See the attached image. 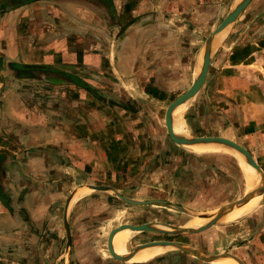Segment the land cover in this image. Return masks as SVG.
Wrapping results in <instances>:
<instances>
[{
    "label": "crops",
    "instance_id": "1",
    "mask_svg": "<svg viewBox=\"0 0 264 264\" xmlns=\"http://www.w3.org/2000/svg\"><path fill=\"white\" fill-rule=\"evenodd\" d=\"M22 1L5 12L0 10V150L5 151L0 152V165L6 171L11 166L19 171L22 165L24 178L29 179L25 178L23 189L30 216L50 215L59 206L58 194L44 192L32 184L31 176L48 178L50 166L56 173L55 180L61 178L72 189L79 186L81 179L95 180L101 167L105 168L103 180L110 187H123L124 182L138 186L145 179L143 172L149 171L144 167H159L161 157L157 151L155 156L151 155L156 148L151 136H147L149 130L141 124L140 114L116 101L120 97H115L114 91V95L104 97L116 104L109 106L92 90L79 85L85 84L81 81L84 76L92 86H120L126 94L132 88L136 90L131 91L135 96L124 97L137 100L141 85L137 73L151 71L150 64L159 62L163 63L160 70L165 73L160 78L157 69L155 85H167L168 89L183 86L180 95L185 93L199 72L201 49L207 38L203 32L189 27L192 9L184 7L180 13L170 10V6L181 3L176 0H59L65 7L62 12L59 8L47 10L49 5L43 4L50 0L35 4ZM258 4L263 13L252 16L259 21L257 27L264 19V0H256L255 6ZM167 15L173 18L168 20ZM177 21L181 24L175 28ZM260 26L245 32L243 39L242 32L235 29L222 39L220 35L214 38L204 84L180 108L186 134L237 142L264 171V27ZM25 65L43 66L45 69L40 71L71 73V80L77 81L74 83L78 86L67 85L65 93L34 98L49 101L45 109L36 110V101L30 95L17 92V87L33 84L32 79L18 77L20 71L33 70ZM159 91L153 83L140 96L152 102L162 101L165 97L161 98ZM168 144L163 145L160 154L167 153ZM171 144L175 145L173 141ZM16 150H25V157L20 158ZM67 172H71L70 178ZM48 195L52 199H46L42 208L36 201L31 202ZM53 222L46 225H57L56 219ZM114 242L115 237L113 250ZM208 247L203 253L215 249ZM137 254L128 263L166 264L176 260L175 264H213L182 251L159 261L154 259L160 255L137 261ZM128 255L129 251L122 257ZM109 256L113 258L107 259L110 264L126 262L111 253ZM60 258L51 260L52 264H58ZM240 259L243 264H254L244 253Z\"/></svg>",
    "mask_w": 264,
    "mask_h": 264
},
{
    "label": "rangeland",
    "instance_id": "2",
    "mask_svg": "<svg viewBox=\"0 0 264 264\" xmlns=\"http://www.w3.org/2000/svg\"><path fill=\"white\" fill-rule=\"evenodd\" d=\"M176 1L181 3L178 4L179 6H170V10L180 13L184 7L192 9L191 18L188 19L189 27L203 32L208 37L241 0ZM189 1H191L190 4H188ZM20 2L23 1L14 0L1 9H4L3 12H5L6 9L13 8ZM255 2L256 0H252L241 16L220 34L221 39L232 29H235L236 32L239 31L238 33L242 32L240 35L243 39L245 32L257 30L260 25V28L264 27V19L257 27L259 21H255V17H252L256 14L260 15L261 12L263 13L261 4L255 6ZM31 3L38 2L31 1ZM60 3L59 0H50L48 4L43 5H49L48 7L45 6L47 10L59 8L64 12L65 7L63 8ZM170 14H174L173 11H170ZM64 17L67 18L66 15ZM168 18L173 17L168 16ZM239 20L240 22H238ZM122 22L124 23L125 20ZM112 23H115L113 18ZM176 23L175 28L181 24L178 21ZM238 24L240 26H237ZM150 67L156 71L154 74L152 70H142L137 73L138 81L141 82L139 92H137V100L131 98L127 100L124 97L125 95H128V97L135 96L133 93L136 90L134 91L132 88L128 90L130 94H126L120 86H92L87 84L88 80L84 76V80L81 81L85 84L79 85V88L92 90L96 96H100V99L105 100L106 102H104L109 106L116 104L104 97H110L113 93H117L115 97L120 98H115L116 101H121V104L125 105L131 112L140 114L138 116L142 119L141 124L149 130L147 136H151L152 140L150 141H153L156 148L151 152V155L155 156L157 151L161 156L159 157L160 166H145V171H149H142L143 174L145 173V179L138 186L135 187L130 182H124L123 187L115 188L116 186H111L115 189H109L111 188L110 183L104 182L105 168L103 167L97 171L95 180L81 179L80 183H77L79 186H74L72 189L66 187L61 178L55 180L56 173L50 166L48 168V171L51 172L49 177L42 180V177L31 176L32 184L33 187L41 188L44 192L58 194L56 200H58L59 206L57 210H51L50 215L37 214L32 218L30 216V206L25 205L23 186L27 176L24 178L22 165L21 168L19 167V171L12 166L10 171H6L0 165V264H52L51 260L57 256H61L58 264H67L69 261L71 264H110L107 259L111 260L113 258L109 256L108 242L115 230L123 226L141 224H157L158 228L166 230L170 229V226L182 227L185 225L192 228L204 221L201 218L200 223H194L196 218L201 217V215H208L224 205L236 202L244 197L246 178L241 163L235 156L237 153L229 150V153L223 154H195L188 148L171 144L172 140L169 137L165 123L166 111L171 103L184 94L180 95V92L185 87L176 86L175 89H168L167 85L156 86L157 69L159 68L160 78L165 73V71L160 70L163 63H152ZM18 77L33 80L32 85L17 87V92L27 96L30 95L33 101H36L34 105L36 110L45 109L49 101H43L44 99L38 101L34 98L55 95L59 91L65 93V89H69L67 85L78 86L77 83H74L77 81L73 82L71 80V73H62L58 70L20 71ZM153 83L154 89L160 88L159 95L161 98L165 97L164 100L152 102L146 100L144 96H140V92ZM112 91L114 92L112 93ZM140 97L143 100H140ZM184 128L187 130V127L184 126ZM186 135L187 138L193 137L188 133ZM167 143H169L166 147L167 153L160 154L161 148ZM238 145L243 147L241 144ZM0 152L5 153L4 150H0ZM15 152L20 158L25 157L22 155L26 152L25 150H16ZM253 159L256 161V158L253 157ZM262 172L264 174L263 170ZM67 174L69 178L72 175L71 172H67ZM141 184H144V186H141ZM90 187H99L100 189ZM116 193L129 199H139L140 201L159 200L164 201L166 204L133 205L119 198ZM49 196L38 197L37 200L32 199L31 202L36 201V205L40 208L46 199H52ZM258 199L255 208L253 207L244 217L241 216L229 223L213 225L206 231L178 235H164L154 232L127 233L120 239V244L125 239L124 251L127 254L129 251L130 254L136 247L147 243L174 241L183 243L208 256L230 254L240 259V256L244 253V255L252 258L254 264H259L264 259V186ZM55 219L57 225H46L55 222ZM124 231L125 229L114 236L115 242L118 235ZM259 244L260 246H258ZM208 246H214L215 249L203 253L210 249ZM106 250L109 255L102 254ZM177 251L179 250L169 248L154 260H164L168 254L177 253ZM182 253L186 252L182 251ZM121 255L125 256V254ZM174 261L166 262V264H175ZM215 262L213 264H216ZM111 263L121 264L119 262ZM125 264L131 263L126 261Z\"/></svg>",
    "mask_w": 264,
    "mask_h": 264
},
{
    "label": "water",
    "instance_id": "3",
    "mask_svg": "<svg viewBox=\"0 0 264 264\" xmlns=\"http://www.w3.org/2000/svg\"><path fill=\"white\" fill-rule=\"evenodd\" d=\"M14 0H0V10L4 5L11 4ZM29 1H41V0H29ZM252 0H241L235 8L230 11L227 16L223 19V21L218 25V27L209 34V36L205 39V42L202 46L201 49V55H200V61H199V72L194 79L191 87L183 94L181 95L178 99H176L173 103H171L166 111V117H165V123H166V129L168 131L169 137L171 140L178 146H192V145H197V144H207V143H212V142H217L220 144H223L227 146L230 150L236 151L240 153L243 157L244 160L246 161L247 164H249L259 175H260V184L259 186L255 189V191L249 196L244 197L236 202H232L230 204L224 205L223 207L219 208L218 210L215 211L213 215H201L200 218H209V221L201 225L200 227L197 228H186L184 226L182 227H169L171 230H166V229H161L158 228L155 224H141V225H134V226H123L117 230H115L108 242V249L111 255L119 259L121 261H129L134 255H136L137 252L144 248L148 247H153V246H172L174 249H177L179 251H183L189 254H192L203 261L207 262H213L214 260L220 259L222 257H227L235 260L238 264H243V262L238 259L237 257L230 255V254H221V255H213V256H208V255H203L202 253L196 251L195 249L188 247L184 245L183 243L179 242H174V241H156V242H151L147 243L144 245H141L139 247H136L128 256L126 257H119L115 254L113 250V239L114 236L121 230L124 229H129L134 232H154V233H159V234H164V235H178V234H191V233H198L202 232L209 227L213 226L216 223H219V219L226 214L227 212L236 209L245 203L249 202L252 198L255 196H260L263 191V186H264V174L260 168V166L256 163V161L253 159L251 154L245 150L243 147L238 145L237 143L223 139V138H218V137H191L187 138L186 140H179L173 131L172 127V115L175 109L183 104H185L187 101L192 99L202 88L205 78H206V73H207V68L210 62L212 50H213V41L214 38L221 33H223L230 25H232L243 13V11L246 9V7L249 5V3ZM27 69H33V70H40V69H45L43 66L39 65H25L24 66ZM92 189H100L99 187H90ZM116 195L121 198L122 200L131 203L133 205H149V204H166L164 201H159V200H149V201H131L128 200L118 193ZM179 209H182L181 207H177ZM209 216V217H208Z\"/></svg>",
    "mask_w": 264,
    "mask_h": 264
},
{
    "label": "bare ground",
    "instance_id": "4",
    "mask_svg": "<svg viewBox=\"0 0 264 264\" xmlns=\"http://www.w3.org/2000/svg\"><path fill=\"white\" fill-rule=\"evenodd\" d=\"M181 106L177 107L176 108L177 110L175 109V111L173 112L172 127H173L175 136L179 140H186L187 135H186V131H185L184 124H183L184 121L182 118V113H181V108H180ZM183 147L188 148L189 150L195 152V154H223V153H229V150H230L227 146L217 143V142H212V143H207V144H197V145H192V146H183ZM231 151L234 153H237V155L235 154V156L237 157L238 161L241 163V167L245 173V178H246L245 195L249 197L260 184V175L249 164L246 163V161L244 160V157L240 153L233 151V150ZM258 198H260V196H255L254 198H252L249 202L245 203L244 205L227 212L219 219V222L222 224H225V223L232 222L240 218L241 216L244 217V215L248 214V212H250L253 209V207L255 208L259 200ZM214 213L215 211L211 212L208 215L210 216V215H213ZM200 219H201L200 217L196 218L197 222L195 221L194 223H198ZM203 219L204 221H202L201 223L199 222L200 223L199 225H195L192 228L200 227L201 225L209 221V218H203ZM184 227L186 226L184 225ZM186 228H190V227H186ZM125 230L126 231L118 235L116 242H115V252L118 253L119 256L121 257H122L121 254L127 255V253L124 251L125 250V239L120 244V241H121L120 239L122 235L124 233L134 232L129 229H125ZM168 230H171V229H168ZM119 245H120L121 253L119 252ZM155 248L148 247L146 249H142L141 252H139L138 254L136 253L137 256L135 257V259L137 261H147L149 259L157 257L158 255H161L162 253L167 251L169 248L174 249L172 246H156ZM222 258H220L221 260L217 259V260H214L213 262L216 261L215 262L216 264H238L235 260L231 258H227V257H222Z\"/></svg>",
    "mask_w": 264,
    "mask_h": 264
}]
</instances>
